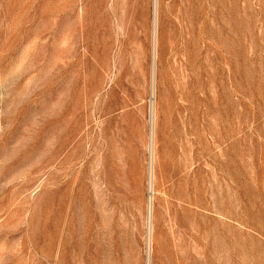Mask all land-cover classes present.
Instances as JSON below:
<instances>
[{
    "label": "rangeland",
    "instance_id": "rangeland-1",
    "mask_svg": "<svg viewBox=\"0 0 264 264\" xmlns=\"http://www.w3.org/2000/svg\"><path fill=\"white\" fill-rule=\"evenodd\" d=\"M0 264H264V0H0Z\"/></svg>",
    "mask_w": 264,
    "mask_h": 264
},
{
    "label": "bare ground",
    "instance_id": "bare-ground-1",
    "mask_svg": "<svg viewBox=\"0 0 264 264\" xmlns=\"http://www.w3.org/2000/svg\"><path fill=\"white\" fill-rule=\"evenodd\" d=\"M156 1V0H155ZM152 140V139H151ZM152 143V142H151ZM151 147V146H150ZM151 149H153V148H151ZM150 149V150H151ZM152 152H151V161H152ZM152 176H153V170H152V166L150 165V178H152ZM151 228V227H150ZM151 230V229H150ZM150 232V231H149ZM149 238V237H148Z\"/></svg>",
    "mask_w": 264,
    "mask_h": 264
}]
</instances>
